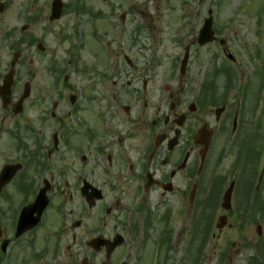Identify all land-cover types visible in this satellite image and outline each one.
<instances>
[{"label":"flooded vegetation","instance_id":"flooded-vegetation-1","mask_svg":"<svg viewBox=\"0 0 264 264\" xmlns=\"http://www.w3.org/2000/svg\"><path fill=\"white\" fill-rule=\"evenodd\" d=\"M98 1L78 0L85 16L80 38L106 46L110 73L98 59L81 63L83 42L68 50V70L47 69L55 79L52 94L39 87L33 59L25 68L19 60L10 94H0V264H166L167 229L182 226L183 212L209 229L221 218L225 227L212 239L238 229L242 245L221 252L220 264H236L239 257L260 264L264 244L243 234L247 221L253 226L261 216L258 156L241 154L239 120L229 147L234 160L228 171L217 170L246 94H183L182 87L145 94L154 68L168 66L169 78L186 80L189 67L204 51L207 59L215 57L210 51L216 47L230 61L224 51L231 50L233 30L217 27L212 17L214 41L198 44L214 0ZM11 7L0 0V29ZM5 37L0 33L1 42ZM10 63L0 59V86ZM49 63L55 64L52 58ZM61 72L62 91L56 85ZM22 74L30 81L26 98ZM76 76L89 85L75 86ZM139 79L140 90L131 89ZM108 81L117 90L104 94ZM261 103L258 95L254 118ZM231 184V209L225 211L221 199ZM250 204L254 218L246 214Z\"/></svg>","mask_w":264,"mask_h":264},{"label":"rangeland","instance_id":"rangeland-1","mask_svg":"<svg viewBox=\"0 0 264 264\" xmlns=\"http://www.w3.org/2000/svg\"><path fill=\"white\" fill-rule=\"evenodd\" d=\"M10 1L12 7L7 15L3 16L5 17V22L0 29V33L2 35L7 31L15 30L16 37L22 35L21 37L24 40V44L32 40L28 45L23 46V61L21 64H24L25 68L29 66L27 65L29 59L36 60L39 70L37 79L38 85L42 90H46V94H52V85L55 81L52 73H47L46 69L50 58H52L55 63V70L63 68V62L66 60L68 50L73 51L78 45L86 42L87 45L79 51L82 64L91 65L93 59H98L100 62L104 63L108 62L107 55L101 46L97 45L94 41L91 42L88 35L86 41L80 38L85 16H81V14L78 13V3L75 2V0H62L65 6L63 15L60 20L51 24L47 23V17L50 10L49 5L52 0ZM95 1L98 4L100 3L98 0ZM109 1L111 2L113 0ZM262 6L264 8V0H215L213 10L215 25L221 27L226 24V26L231 27L233 30V34L230 33L232 35L231 52L236 55L238 62L237 67L236 65L232 66L229 64L231 73L229 70L228 71L233 86L232 94H236L235 91L242 95L246 94V96L243 95L242 100V108H244L246 114L255 112L258 95L262 96L261 108L258 110V115L255 118L253 115L245 116V120L251 122L252 126H254L251 132L256 129L258 130L259 136H261V139L258 137L255 143H253L254 147L258 150L261 148L264 138V91L262 90L264 89V16H258L257 14V11H259ZM35 14L38 15L39 20L32 25L31 20ZM255 14H257L258 18ZM100 23L105 24V21L103 20ZM23 25H29V29L21 34L19 31L20 27ZM90 29L91 26L88 25V30L90 31ZM36 41L41 42L45 46L46 54H41L36 51ZM9 49L8 43H3L0 40V59L8 62L12 54ZM213 52L214 49L212 48L210 53L213 54ZM223 64H225V60L219 56H210L207 59V54L204 51L203 56L189 67L188 73L191 75V78L183 81L176 77L169 78L168 73L171 68L168 66L154 68L151 71V79L153 80H150L147 84L145 94H158V92L161 94H168L169 91L174 89L178 92L181 87L184 89L183 94H201L202 88L206 85L208 79H211L210 70L212 66L213 69H221ZM64 69L68 70L67 67H64ZM213 69L211 70V74H213ZM111 70L112 67L110 71ZM25 77L26 76L22 74L21 78L25 79ZM121 82L124 81L122 80ZM215 82L217 92L221 93L224 86L223 80L220 77H216L214 83ZM84 84H87V86L89 85L88 82H83L79 76L74 78L75 86L80 88ZM140 85L141 80L139 79L131 89L140 90ZM165 85H167L168 88H165ZM106 88H109L111 92L117 90L116 87L114 88L111 86L109 81L104 84V90H106ZM98 90L100 91L99 87ZM80 91L81 90H78V92ZM252 134H255V132ZM262 146L263 153L261 156L263 158L264 142ZM225 151H227L226 158L217 168L218 172L221 173L228 171L235 157L229 148L223 152ZM241 153L247 155L245 151ZM261 165L262 162L259 163L256 178L258 177L257 175L260 174ZM260 187V196L264 200V172ZM190 221L191 217L183 212L182 226H170L172 231V242L169 252H167L169 259L166 264H191L193 262L194 248H196L197 244L201 243V235L199 237L194 235L193 237L195 229L193 223ZM245 227L243 234L249 235L248 240L256 236L255 226H250L249 222H247ZM198 228L200 229L201 225ZM200 231L201 230H199L197 234H199ZM262 235L264 236V223L262 224ZM231 242H235L234 247H231ZM241 245L242 242L239 240V232L236 228H231L229 230L225 229L220 235V238L217 237L212 239L210 235L202 246V256L200 257L201 262L199 264H220V253L222 251L225 252L226 249L230 247V251L232 252L239 249ZM240 260H243V258L239 257V259L233 263L243 264V261L241 262Z\"/></svg>","mask_w":264,"mask_h":264},{"label":"water","instance_id":"water-1","mask_svg":"<svg viewBox=\"0 0 264 264\" xmlns=\"http://www.w3.org/2000/svg\"><path fill=\"white\" fill-rule=\"evenodd\" d=\"M61 10H62V3L60 0H55L52 2L51 5V15L49 17L50 20L58 19L61 15ZM205 30L201 33L200 35V40L199 43L203 44L211 40L210 36V21L205 25ZM208 35V36H207ZM41 48V46H38ZM184 65V64H183ZM10 83H11V75H7L4 80L3 86L0 88V92L3 94H8L9 93V88H10ZM228 199L229 196L228 194L224 197V207H228Z\"/></svg>","mask_w":264,"mask_h":264}]
</instances>
